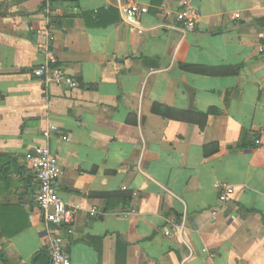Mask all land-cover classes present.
Instances as JSON below:
<instances>
[{"label":"crops","instance_id":"0c3cea01","mask_svg":"<svg viewBox=\"0 0 264 264\" xmlns=\"http://www.w3.org/2000/svg\"><path fill=\"white\" fill-rule=\"evenodd\" d=\"M119 1L54 0L48 14L44 0H0V264H50L26 162L39 145L63 170L72 264H264V0H192L190 33L182 0H138L139 18ZM47 43L79 87L34 76ZM168 219L184 228L168 236Z\"/></svg>","mask_w":264,"mask_h":264},{"label":"built area","instance_id":"2783aa9c","mask_svg":"<svg viewBox=\"0 0 264 264\" xmlns=\"http://www.w3.org/2000/svg\"><path fill=\"white\" fill-rule=\"evenodd\" d=\"M47 13L51 12V5L54 0H44ZM179 12L176 14V21L182 25L183 31L186 33L193 32L199 20V12L193 6L192 0H182L180 3ZM121 13L125 17L139 18L149 13V8L142 6L138 0H127V4H122L119 1ZM161 14L165 18H169L172 14L165 9L161 10ZM235 16V19L239 18ZM50 39L49 32L46 33ZM264 41V33L262 36ZM261 54H264V43L259 47ZM46 63L35 70L34 76L39 79L44 85L65 86L70 90L79 87V83L71 76L66 74L58 67V60L51 49L50 43L45 46ZM60 129L57 126H51L44 131L43 137L49 140L53 134H60ZM64 141L68 140L67 136H63ZM260 142H257L259 145ZM28 167L39 181V191L35 198L36 205L40 211L47 234V253L50 264H72L69 252L64 246L63 240L60 238L58 231L61 228L70 226L75 221V214L68 208L66 202L61 198L58 192V183L63 175V170L59 165L57 156L51 151L48 145L36 146L26 155ZM219 202L222 207L229 204L234 196L235 190L230 185L220 186ZM97 210L91 211L92 216H96ZM214 212V216H216ZM169 229L166 234H172L173 229L184 228V224H178L173 219H168Z\"/></svg>","mask_w":264,"mask_h":264},{"label":"trees","instance_id":"16d2710c","mask_svg":"<svg viewBox=\"0 0 264 264\" xmlns=\"http://www.w3.org/2000/svg\"><path fill=\"white\" fill-rule=\"evenodd\" d=\"M54 2L51 5V13H54ZM186 70L194 73V74H199V75H210V76H220V75H230V74H238L239 73V69L237 68H231L232 71H224L225 73H222L221 71H219V69H212V68H198L196 66H188L185 68ZM228 70V69H227ZM213 113H217V110H211L209 113L207 114H200L203 118V123L201 124L202 127H204V125L206 124L208 115L213 114ZM175 113L172 110H168L167 115L170 117L175 118ZM243 148V147H242ZM219 151V145L215 144L212 146H208L205 149V155L206 157H210L212 155H216V153ZM6 264H8V262H6V260L2 259Z\"/></svg>","mask_w":264,"mask_h":264}]
</instances>
